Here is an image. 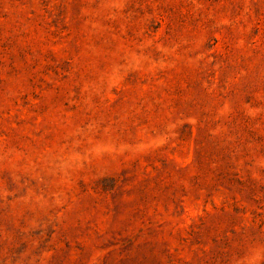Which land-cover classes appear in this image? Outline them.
Here are the masks:
<instances>
[{
	"label": "rangeland",
	"instance_id": "obj_1",
	"mask_svg": "<svg viewBox=\"0 0 264 264\" xmlns=\"http://www.w3.org/2000/svg\"><path fill=\"white\" fill-rule=\"evenodd\" d=\"M0 264H264V0H0Z\"/></svg>",
	"mask_w": 264,
	"mask_h": 264
}]
</instances>
